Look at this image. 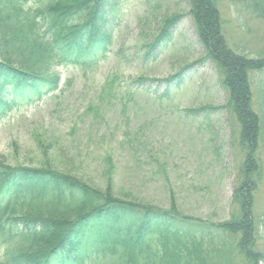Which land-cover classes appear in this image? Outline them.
<instances>
[{"label":"trees","instance_id":"obj_1","mask_svg":"<svg viewBox=\"0 0 264 264\" xmlns=\"http://www.w3.org/2000/svg\"><path fill=\"white\" fill-rule=\"evenodd\" d=\"M264 19V0H235ZM197 40L221 75L239 149L229 217L205 222L50 166L0 162V264H264L254 195L264 183V56L228 45L216 0H187ZM109 0H0V117L18 99L61 91L58 66L107 52ZM111 5V3H110ZM181 18H163L157 46ZM170 80V79H169ZM264 224V208L261 211Z\"/></svg>","mask_w":264,"mask_h":264},{"label":"rangeland","instance_id":"obj_2","mask_svg":"<svg viewBox=\"0 0 264 264\" xmlns=\"http://www.w3.org/2000/svg\"><path fill=\"white\" fill-rule=\"evenodd\" d=\"M234 51L264 56V19L216 0ZM111 3V5H110ZM107 52L86 66L55 68L61 91L18 99L0 117V162L50 166L119 195L207 223L228 219L239 149L221 108V75L197 40L187 0H109ZM180 14L152 50L163 18ZM170 79V80H169ZM257 249L264 250V183L254 195Z\"/></svg>","mask_w":264,"mask_h":264}]
</instances>
